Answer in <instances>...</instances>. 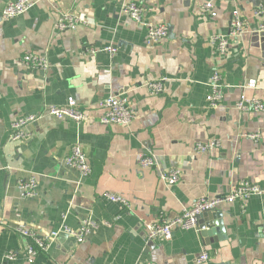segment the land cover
Listing matches in <instances>:
<instances>
[{"label": "crops", "instance_id": "crops-1", "mask_svg": "<svg viewBox=\"0 0 264 264\" xmlns=\"http://www.w3.org/2000/svg\"><path fill=\"white\" fill-rule=\"evenodd\" d=\"M10 1L0 0V264H264V110L237 108L243 92L264 102V33L233 39L225 55L212 42L228 33L235 10L257 29L261 19L254 13L264 0H34L29 11L6 21L2 13ZM129 1L143 5L146 22L167 24L168 36L149 45L146 25L122 10ZM209 1L215 16L201 12ZM62 12L88 23L58 32ZM106 45L117 52L86 51ZM29 52L45 55L49 68L21 64ZM215 69L223 74V98L211 107ZM162 79L164 90L151 94L147 83ZM112 94L126 95L137 111L131 124L99 121L97 103ZM69 98L91 119L45 114L27 127L28 139H11L15 119ZM213 140L219 146L195 150L196 143ZM74 145L92 166L87 177L65 163ZM140 153L154 155L165 172L180 169L181 179L167 185L156 168L138 164ZM32 176L37 195L26 197L19 182ZM241 180L263 193L217 208L203 219L205 236L179 228L169 239L149 237L147 223L173 218L198 198L227 195ZM107 192L129 205L109 200ZM89 218L97 226L84 241L61 232L29 262L32 240L17 227L43 236L62 223L77 230ZM219 226L223 230L214 232ZM205 251L209 259L199 263Z\"/></svg>", "mask_w": 264, "mask_h": 264}, {"label": "built area", "instance_id": "built-area-1", "mask_svg": "<svg viewBox=\"0 0 264 264\" xmlns=\"http://www.w3.org/2000/svg\"><path fill=\"white\" fill-rule=\"evenodd\" d=\"M34 0H12L4 8L2 17L6 21H10L18 15L26 13L34 5ZM123 12L131 17L135 22L145 24L147 27V42L149 45L154 46L162 39L168 36L169 26L163 22H146L145 9L143 5L136 1L125 2L122 6ZM201 12L204 15L215 16L217 11L213 1L206 2ZM255 16L261 19L257 29L251 27L250 22L241 14L239 10H235L232 14L230 29L227 34H219L213 37L212 42L215 51L220 55L228 53L231 41L239 39L246 33L258 31L264 33V5H259L255 9ZM88 22L79 15L72 12H62L55 23V29L58 32L74 30L81 24ZM90 54H95L99 51H106L111 55L117 52L114 45H106L100 48L88 47L86 50ZM21 64L37 70H47L50 66L49 60L45 55L34 52L26 53L19 60ZM256 82L251 80L248 83L249 87H254ZM165 80L152 81L147 83V87L151 94H159L164 90ZM223 98V74L220 70L215 69L211 76L210 91L207 95V100L211 107H217ZM237 108L243 112L249 111H263L264 102L256 97H248L244 92L241 94L237 102ZM97 109L101 114L99 121L103 124H121L129 125L136 118L137 111L129 104L128 97L124 94H112L97 103ZM45 114L52 115L57 119H72L76 122H83L91 119V114L88 109L80 107L73 98H69L68 103L65 105H50L42 113L33 114L29 113L15 119L11 123L12 140L28 139L30 133L27 127L39 121ZM254 140L259 139V134H249ZM218 140L198 142L195 145L197 152H205L219 146ZM137 162L142 168H156L160 177L172 186L176 184L182 176V171L174 168L169 172L160 169L159 162L154 155L140 153L137 155ZM67 166L72 167L79 171L81 176L87 177L92 173V166L87 158V154L80 145H74L71 152L65 158ZM19 188L26 197H35L38 191V181L35 176L30 177L28 180H21ZM263 190L255 183L248 180H241L232 188L231 192L227 195L217 197H201L196 199L189 208L173 218L161 216L159 219L146 224V229L150 238H171L175 229H199L198 216L207 210H214L224 204H231L235 202L245 203L248 198L253 195H261ZM105 197L113 202H118L123 206H128L129 201L122 195L114 193H105ZM97 224L92 219L83 220L79 229H73L65 223H62L59 229H56L46 235L40 236L34 230L25 225L17 227V232L32 240V244L28 247L29 262L33 263L37 255L41 252L48 250L51 242L61 233H67L74 236L79 242L85 240L92 228ZM259 235L264 238V218L259 226ZM7 258L14 259L15 254L10 253ZM209 259V254L205 251L199 258V263H204ZM141 264V263H137Z\"/></svg>", "mask_w": 264, "mask_h": 264}, {"label": "water", "instance_id": "water-1", "mask_svg": "<svg viewBox=\"0 0 264 264\" xmlns=\"http://www.w3.org/2000/svg\"><path fill=\"white\" fill-rule=\"evenodd\" d=\"M216 209L214 210H207V211H204L202 214H200L198 216V225H199V229H200V232L201 234H203L204 236L206 235V232L204 229H205V226L206 224L203 222V219L206 218V217H209L210 215H212L211 213H213V211H215ZM217 223V221H216ZM223 230V228L221 227L220 229V226L214 231V232H221ZM220 238V237H219Z\"/></svg>", "mask_w": 264, "mask_h": 264}]
</instances>
